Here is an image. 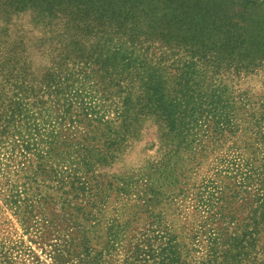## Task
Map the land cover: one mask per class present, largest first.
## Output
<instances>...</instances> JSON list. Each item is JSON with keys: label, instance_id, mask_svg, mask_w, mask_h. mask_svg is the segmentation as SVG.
Masks as SVG:
<instances>
[{"label": "trees", "instance_id": "trees-1", "mask_svg": "<svg viewBox=\"0 0 264 264\" xmlns=\"http://www.w3.org/2000/svg\"><path fill=\"white\" fill-rule=\"evenodd\" d=\"M208 3L0 0V166L9 170L0 201L26 233L58 241L50 246V264H190L171 241L165 245L147 234L133 237L124 257L113 259L129 227L114 222L106 242H99L95 216L114 187L96 170L138 138L144 119L155 118L165 127L169 152L147 165L139 180L116 189L122 199L137 193L154 209L194 145L224 144L240 133V114L255 119L250 97L235 96L209 75L221 68L239 75L252 61L240 52L244 42L235 44L247 38L245 29L230 32ZM25 15L38 37L30 46L23 33L14 34ZM32 50L46 55L50 67L34 71ZM216 175L228 184L204 180L197 197L203 212L217 218L243 195L258 197L252 225L231 237L243 250L244 241H259L264 230V182L251 185L264 172L235 150L219 161ZM212 233L211 241L224 238Z\"/></svg>", "mask_w": 264, "mask_h": 264}, {"label": "rangeland", "instance_id": "rangeland-1", "mask_svg": "<svg viewBox=\"0 0 264 264\" xmlns=\"http://www.w3.org/2000/svg\"><path fill=\"white\" fill-rule=\"evenodd\" d=\"M208 4L218 17L227 19L224 23H227L230 32L239 34L245 29L247 38L235 43L238 40V36H235L231 45L244 42L240 52L247 56L248 61H252V65L246 66L248 68L241 70L239 75L233 69L225 68L209 75L215 83L226 85L235 96L246 94L250 97L255 107V119L250 114L247 117L240 114V133L224 144H206L205 148L194 145V155L178 164L170 182L174 184L156 198L158 203L154 209L145 208L138 200L137 193L124 199L116 193V189L123 187L122 182L139 180L147 165L162 160L170 150L163 138L164 125L155 118L144 119L138 138L112 164L96 170L100 181L114 187V193L95 216L98 224L95 234L99 242H106L108 230L114 222L117 226L129 227L125 237L120 239L116 252L112 253L113 259L124 257L133 237L147 234L152 241H163L165 245L171 241L178 247L182 260L190 261V264H264L263 225L260 226L263 231H260L259 241H244L243 250H236L238 241L231 240V237L243 233L244 227L251 224L250 219L258 210L255 203L258 197L254 191L243 195L244 200L230 205L217 218L212 213L203 212L197 205L199 187L204 180L218 186L228 184L227 180L216 175V168L221 159L235 150H240L247 162L264 172V0H209ZM30 20L31 17L25 15L14 27V34L23 33L26 42L31 41L27 44L29 46L38 38L33 33ZM16 38L20 37L11 36L12 40ZM30 62L36 72L50 67L47 56L37 51L32 50ZM2 86L3 82L0 81V89ZM0 167V183H4L9 170L5 166ZM258 178L260 180L251 185L264 182V175ZM10 180L13 182V178ZM6 188L5 184L0 186L1 195L8 193ZM3 198L0 196V199ZM134 214L138 215L133 219ZM220 219L222 222L217 224L216 220ZM214 231L217 233L212 238L219 237L221 232L224 234L222 241L210 240ZM59 234H65V230L62 229ZM157 236L164 239H156ZM54 239L45 240L34 232L26 233L14 213L7 211L0 201V264H50V246L58 242ZM93 245L101 249L95 241ZM159 245L161 242H156V246ZM244 253H248V256H242Z\"/></svg>", "mask_w": 264, "mask_h": 264}]
</instances>
